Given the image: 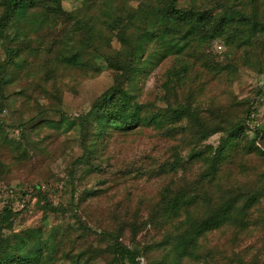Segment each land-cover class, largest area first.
<instances>
[{
  "label": "rangeland",
  "instance_id": "1",
  "mask_svg": "<svg viewBox=\"0 0 264 264\" xmlns=\"http://www.w3.org/2000/svg\"><path fill=\"white\" fill-rule=\"evenodd\" d=\"M176 1L178 9L224 14L230 25L213 40L194 37L182 53L171 50L172 54L148 62L159 46L152 44L144 56L145 72L137 75L132 92L154 117L179 103L190 105L208 130L205 137L202 127L189 120L184 121L185 138L166 137L153 127L129 135L118 130L100 135L94 122L83 136L76 124L91 115L94 103L121 73L108 59L130 62L129 53L143 40L164 0H30L0 33V62L10 47L18 50L17 60L22 62L5 71L0 125L6 138L19 140L25 135L31 156L26 169L12 161L17 159L14 154L3 157L10 173L0 176V212L13 209L7 238L41 230L46 264H70L63 249L106 248L118 240L140 250L162 240L164 232L155 233L151 224L143 227V218L173 181L193 182L208 172L207 163H190L189 157L198 150L213 155L222 145L226 138L222 117L228 126L246 121L249 129L238 151L219 167L212 182L213 200L238 194L241 205L252 196L258 200L246 220L242 215L245 223L235 221L207 233L200 241L201 260L184 264H264V156L244 148L256 139V130L264 133V94L256 96L264 87V0ZM6 8L7 0H0V18ZM181 68L187 73L174 83L178 94L169 101L165 84L169 74ZM250 104L255 109L247 120ZM61 117L73 126L32 123L38 118L57 122ZM95 143L87 160L86 149ZM256 146L264 151V136ZM176 157L177 170H170ZM118 201L114 210L121 215L113 223L107 210ZM140 203L145 207L138 208ZM124 214L131 218L123 219ZM129 219L135 220L136 230H128ZM109 260L97 256L96 264ZM141 263L146 260L141 258Z\"/></svg>",
  "mask_w": 264,
  "mask_h": 264
},
{
  "label": "trees",
  "instance_id": "2",
  "mask_svg": "<svg viewBox=\"0 0 264 264\" xmlns=\"http://www.w3.org/2000/svg\"><path fill=\"white\" fill-rule=\"evenodd\" d=\"M29 2L30 0H7V8L0 18V33L7 28L19 11L27 8ZM176 2V0H164L165 5H161L156 11V19L151 21L146 35L142 36L143 40L135 43L129 53L130 62L123 63L118 58L108 59L110 66L121 73L118 74L114 86L94 103L91 115L76 123L80 126L83 136L88 135L89 126L94 122L100 127V131L97 133L100 135L115 130L129 135L138 128L153 127L166 137L176 138L180 135L181 138H185L182 137L187 131V127L184 125L185 120L201 126V136L205 137L209 134L200 122L197 112L190 105L179 103L169 107L163 115L154 117L137 101L132 92L137 88L135 82L139 78L137 75L145 72V67L142 66L144 56L152 44L159 46L157 50L150 53L148 62L155 56H159L161 59L164 55L172 54V51L175 54L182 53L194 37H198L200 40H213L230 25V21L224 14L216 15L213 10L178 9ZM181 43L183 44L181 45ZM18 56V50L10 47L7 50L6 60L3 63L0 62V112L4 103L2 89L6 83L5 71L9 66L21 67L20 63L22 62L17 60L19 59ZM186 73L187 69L181 68L169 74L165 84L169 101L173 93L178 94L173 90L175 88L174 83L181 81ZM263 94L264 87L257 92L256 96L260 97ZM254 109V104H250L247 110V120L250 119ZM221 119V124L224 127H222L223 129L219 128L226 134L222 145L215 150L213 155H207L209 154L207 151L198 150L193 151L189 157L190 163L196 160L207 163L209 165L208 172L202 176V179L193 182L181 181L177 183V180L173 181L169 187L159 193L156 200L152 201L149 210L150 215L143 218L146 220L143 222V227L151 224L155 233L164 232L162 240L149 244L144 249L140 248V250L132 249L117 240L116 243L109 244L106 248H86L77 251L63 249L62 256L68 259L70 264H96L97 256L104 255L110 258L109 264H142L141 258L146 260L145 264H184L186 260H201L200 241L207 233L214 232L235 221L245 223L241 219L242 215L246 220L250 209L256 205L258 196L249 197L242 205L239 204L241 198L239 194L216 203L213 200L212 182L219 173V167L238 151L240 148L239 141L246 137L245 131L249 129L245 124L246 121L237 124L230 123L228 126L226 119L223 117ZM33 122H35L34 126L44 123L46 126L57 128L64 125L70 128L74 123L64 117H61L57 122L46 118H38ZM256 134V139L247 143L244 148H247L249 153L257 152L264 156V151L256 146V140L259 139L260 135L264 136V133L256 130ZM95 147L96 143L92 145V148L86 149L88 151L87 160L92 158ZM6 154H14L17 159H12V161L14 163L19 162L24 169H26V159L31 160V156L26 150L25 135H22L19 140L11 137L6 138L3 136V128L0 125V176H6L10 173L5 167L7 159L3 158ZM174 163L170 170H177L180 159L176 157ZM136 190L139 191V188L137 187ZM119 204L121 202L118 201L115 205L110 206L109 211L107 210L113 223L120 219L121 213L117 212L118 208L114 210V206ZM143 206L144 204L140 203L138 208H143ZM46 207L50 209L51 205L46 203ZM13 216V209L10 207H6L0 212V264L48 263V259L44 258L46 247L42 244L40 229H28L21 234L9 238L5 237V231L12 230ZM127 218H131V216L124 214L123 219ZM127 224L128 230L137 229L135 220L129 219ZM115 233L119 234V232ZM112 236L113 234H108V237L104 235L102 240L106 242L107 238L110 239ZM115 236L119 237L118 235ZM29 246H31L30 249H28ZM158 253H161L160 256Z\"/></svg>",
  "mask_w": 264,
  "mask_h": 264
}]
</instances>
